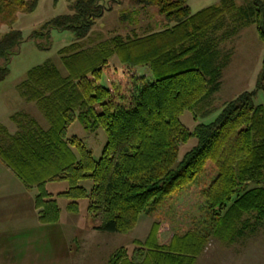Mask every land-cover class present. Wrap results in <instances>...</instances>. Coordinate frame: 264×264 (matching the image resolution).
<instances>
[{
	"label": "trees",
	"instance_id": "1",
	"mask_svg": "<svg viewBox=\"0 0 264 264\" xmlns=\"http://www.w3.org/2000/svg\"><path fill=\"white\" fill-rule=\"evenodd\" d=\"M105 1L77 0L71 13L55 16L28 36L15 28L1 35L0 84L23 43L33 41L46 50L37 42L45 38L50 49L54 30L72 32L75 41L60 50L67 76L55 65L40 64L31 68L21 90L29 101L42 105L50 127L38 129L31 120L13 135L6 132L0 158L27 188L37 191L41 222L60 220L58 197L70 199L73 213L89 198L94 229L118 233L134 230L150 207H159L212 169L215 177L204 186L203 198L213 214V235L234 239L230 231L235 219L258 212V220H264V105L255 102L256 94L264 91V64L255 89L227 102L215 120L190 129L182 115L220 90L230 55L222 62L215 35L228 15L241 20L236 30L256 24L264 42V0L245 6L221 0L197 12L189 0H131L143 9L158 8L163 28L84 49L82 40L96 21L113 10L104 7ZM4 3L32 13L39 0ZM113 56L123 72L110 64ZM139 67L144 76L137 73ZM103 73L111 88L102 84ZM76 121L88 131L106 132L100 159L82 138L68 135ZM194 140L180 156L182 145ZM88 179L93 182L90 190L83 184ZM60 181H67L68 189L54 194L48 184ZM211 233L189 231L169 239L172 233L165 236L155 221L144 241L136 239L132 250L117 249L108 264H196Z\"/></svg>",
	"mask_w": 264,
	"mask_h": 264
},
{
	"label": "rangeland",
	"instance_id": "2",
	"mask_svg": "<svg viewBox=\"0 0 264 264\" xmlns=\"http://www.w3.org/2000/svg\"><path fill=\"white\" fill-rule=\"evenodd\" d=\"M75 1L77 0H39L38 8L34 12L23 13L10 6L6 8L5 0H0V37L12 28L21 29L24 35L28 36L32 30L55 16L71 13L70 6ZM220 1L189 0V5L193 12H197ZM249 1L235 0L239 6L247 5ZM105 6H113V10L106 11L104 16L96 21L89 36L82 40L84 49L98 48L101 43L115 37L129 39L163 28L160 23L162 16L158 8L143 9L131 0H106ZM134 10L138 12L135 13ZM122 16L126 17L125 21L121 20ZM223 22L224 26L216 33L215 38L220 40L218 49L221 50L222 62L227 60L228 54L230 59L223 69L220 90L208 101L199 105L195 111H186L182 115L183 122L190 129L196 128L201 122L208 123L215 120L227 102L234 100L245 91L255 89L263 69L264 42L259 36L257 25H239L240 28L236 30L239 22L237 23L230 15ZM51 39L53 43L50 49L47 48L45 38L37 41L46 50L39 49L33 41L23 43L21 52L14 56L10 65V74L0 84L1 144L7 139L6 132L13 135L29 125L31 120L37 122L38 129L42 127L47 130L50 127L49 118L42 105L38 101H29L21 90L26 87L25 82L28 81L31 68L40 64L55 65L64 76L69 74L60 50L75 41L72 32L54 30ZM110 64L123 72V66L117 56L110 59ZM137 73L144 76L146 71L143 67H139ZM101 82L111 88L106 73H103ZM255 102L264 105V91L256 94ZM68 135L82 138L93 151L94 157L100 159L107 142V134L103 129L88 131L76 121L69 128ZM195 144L196 140L182 145L180 156ZM214 177L215 172L212 169L206 170L180 194L169 198L159 207H150L148 212L141 215L134 230L129 233H118L94 229L88 211L89 198L82 199L80 211L73 213L68 209L70 199L58 197L62 211L60 220L55 223L41 222L35 200L37 191L27 188L0 158V193L2 191L11 193L10 195L13 196L11 204L21 198L18 211L12 212L16 214L15 218L11 221L9 216L6 214L4 216L7 223L5 229L11 227L12 232H8L2 238L4 244L0 246V254L5 260L31 262V264H108L117 249L125 246L132 250L136 239H146L153 217L162 223L161 230L167 236L170 233L189 231L203 235L212 231L210 239H214L204 254L202 253V264H264V220H258L260 215L258 212L235 219V227L230 231V235L234 238L233 243L228 240L226 243L219 242L213 235L215 222L213 223V214L203 198V188ZM83 184L90 190L93 182L88 179L83 181ZM48 188L57 194L68 189V182H50ZM2 203L0 201V208L3 209ZM6 204H8L7 200ZM14 209L15 207L12 211ZM254 225L256 232L253 234Z\"/></svg>",
	"mask_w": 264,
	"mask_h": 264
},
{
	"label": "crops",
	"instance_id": "3",
	"mask_svg": "<svg viewBox=\"0 0 264 264\" xmlns=\"http://www.w3.org/2000/svg\"><path fill=\"white\" fill-rule=\"evenodd\" d=\"M7 192H5V191H2L1 193H0V201L1 202H3L2 204H3V209L2 208H0V211H2V214H0V215H2L1 217H0V246L1 245H3L4 243H3V237L8 233V232H12L11 231V227H9V228H7V229H5L6 228V226H7V223H6V221L4 220V216H5V214H6V216H9L10 218H11V221L13 220V218H15V216H16V214H13L12 212H16V211H18V206L21 204V198L19 197L18 198V201L17 202H15V203H13V204H11V199L13 198V196H11L10 194L11 193H7ZM6 200L8 201V204H6ZM34 204H35V202H34ZM13 205V206H12ZM13 207H15V209L12 211V209H13ZM34 209L36 210V208H35V206H34ZM6 213H5V212ZM14 216V217H13ZM156 220L152 217V224H151V228H150V230H149V233L147 234V236H146V238L148 237V235L150 234V231H151V229H152V226H153V224H154V222H155ZM161 226H162V223H161ZM255 226L256 225H254V228H253V234H254V232H256V230H255ZM168 229V228H167ZM161 232H163L162 230H161ZM173 234V233H172ZM172 234H171V236L169 237V239L172 237ZM216 236V235H215ZM217 238V240H219V242H225L226 243V241L228 240V239H225V238H222V237H219L218 238V236H216ZM243 238H245V237H243ZM214 238H211L209 241H208V243H207V245H206V247H205V250H204V252L206 251V249H207V247H209V245H210V243L212 242V240H213ZM142 241H144V240H142ZM228 241H232V243L234 242V240L232 239V240H228ZM3 243V244H2ZM204 252H203V254H204ZM203 254H201L199 257H198V259H197V263L196 264H202L201 262H202V258H203ZM208 262H211V261H208ZM0 264H31V262L30 263H22V261H15V260H5L4 258H2V254H0ZM209 264V263H208ZM226 264V263H225Z\"/></svg>",
	"mask_w": 264,
	"mask_h": 264
}]
</instances>
